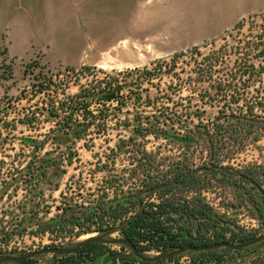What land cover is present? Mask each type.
<instances>
[{
  "label": "rangeland",
  "instance_id": "374dc122",
  "mask_svg": "<svg viewBox=\"0 0 264 264\" xmlns=\"http://www.w3.org/2000/svg\"><path fill=\"white\" fill-rule=\"evenodd\" d=\"M238 22L241 28H235ZM194 46L198 54L190 52ZM219 49L225 58L215 66L214 80L232 78L236 83L226 112L264 120V0H0V77L7 75L3 73L7 66L10 71L9 77L0 79V217L10 218L11 214L18 222L34 211L46 219L52 217L70 176L82 194L96 189L101 192L103 179L133 165L125 155L115 163L97 161L92 155L109 154L119 139L132 134L137 118L147 126L151 116L180 114L188 116L190 128L199 121L213 120L224 103L212 97L216 82L202 81L200 73L205 66L203 58ZM180 52L170 69L171 58ZM144 68L161 71L151 84L138 85L134 70ZM44 75L50 83L39 93L38 83ZM110 75L123 84L117 100L124 105L119 109L116 101L104 105L97 100L100 104L90 107L94 114L109 115L105 135H95L96 128L91 126L79 142L67 136L56 139L63 122L49 113L51 105ZM248 106L254 108L253 115L247 112ZM79 110L74 119H80L83 111ZM32 117L40 120L37 127L26 124ZM147 140L148 151L178 160L192 157V166L207 156V151L194 146L185 154L176 144L152 137ZM249 140L223 165L240 169L264 164V137L253 143ZM84 144L91 145V151ZM69 147L77 151L80 162L69 164L61 157ZM227 151L234 153L231 145ZM44 160L49 162L45 176L31 189L26 175L36 172ZM213 186L208 199L225 212L224 219L232 229L238 226L253 233L252 237L264 233V227L258 226L264 221V203L255 210L250 200L239 204L230 192ZM261 186L264 189V181ZM47 206L48 214L44 213ZM110 235L121 237L117 231ZM84 236L61 243H52L47 236L18 237L0 254L69 245ZM255 246L260 256L251 252L227 264H259L264 258V241ZM124 250L128 249L107 245L104 252ZM192 257L186 251L176 262L166 260L165 264H192ZM51 258V254L33 257L40 264Z\"/></svg>",
  "mask_w": 264,
  "mask_h": 264
},
{
  "label": "trees",
  "instance_id": "16d2710c",
  "mask_svg": "<svg viewBox=\"0 0 264 264\" xmlns=\"http://www.w3.org/2000/svg\"><path fill=\"white\" fill-rule=\"evenodd\" d=\"M241 27V22L236 23L235 28ZM197 49L198 47L194 46L190 52L198 54ZM181 54L180 52L173 55L170 69H173L176 58ZM224 58L225 52L221 49L205 56L203 58L205 66L200 73L202 81L216 82L212 97L224 103L213 120L205 124L199 121L190 128L187 125L190 121L188 116L183 117L180 114L160 113L151 116L150 119L147 118L149 119L147 126H143L141 119L137 118V125L133 128L132 134L127 139H119L115 148L109 149V154L92 155L97 161L104 159L110 163H115L120 155H125L132 163V167L115 176L110 174L109 178L103 179L101 192L96 189V192H88L86 195L81 193L80 186L70 182L73 178L70 176V181L60 192L59 204L55 206L56 213L47 219L35 211L18 222L11 214L10 218L5 215L0 217V253L6 251L4 248H7L11 241L18 237L22 239L24 236L30 238L47 236L52 243H61L86 234L117 231L121 237L131 240L142 253L160 252L187 244L195 246L210 241L239 242L251 238L253 233L246 232L238 226L237 230L232 229L233 226L224 219L225 212H220L219 207L207 196L214 188L213 184H216L222 190L230 192L239 204L250 200L254 209L259 210L260 204L264 203V189L261 186L264 181V164L253 163L240 169H234L229 164L223 165L224 161H231L235 153L243 150L246 140L250 139L249 141L253 143L264 137V120L248 118L241 113L226 112L227 103L234 95L236 83L232 78L216 81L213 74L216 71L215 66L222 64ZM157 71H161V68L134 70L138 85L151 84ZM5 72L7 75L0 79L10 76L9 66L3 73ZM41 79L38 83L39 93L47 90L45 87L50 83V78L45 75ZM122 89L123 84L118 81L117 76L110 75L96 80L92 85L81 86L77 94L57 102V105L52 104L49 113L63 122L61 133L56 139L60 141L63 136H67L72 138V141L74 139V142H79L86 137L87 129L91 126L96 128L95 135H105L109 115L94 114L90 107L92 104H100L97 100H102L104 105L116 101L120 109L124 104L117 100V96ZM225 104L227 106H224ZM77 110L83 111L80 119L73 118ZM253 111L252 106L247 107L250 115H253L251 114ZM26 121V124L33 127L40 123L37 117L28 118ZM148 137L155 141H165V144H176L185 151V154L193 146L200 148L207 151L206 159L201 164L192 166V157L185 156L178 160L169 156H158L146 149ZM89 140L92 141V137ZM43 143L41 142V146ZM230 145L234 150L233 154L224 152ZM91 147L84 144L88 151H91ZM61 157L69 164L73 161L80 162L79 154L70 147ZM167 160L170 163L167 164ZM44 161L36 172L32 170L26 175L31 189L45 176L49 162ZM107 166L108 164L104 165ZM163 167H166V170H163ZM105 170L98 168V171ZM65 171L62 169V172ZM223 205L227 204L222 202ZM49 209L47 206L44 213H50ZM194 233L199 235L196 236ZM105 247L107 245L90 244L75 254L60 256L55 262L51 258L44 264H104V257L107 254L117 253L104 252ZM188 252L193 256L192 264H227L235 261L232 258L242 260L251 252H256L257 256L261 253L255 245L240 250L217 248ZM123 253L124 257L107 264H165L166 260L176 262L179 257L168 256L148 263L133 256L129 250H124ZM23 264L40 263L30 258ZM259 264H264V258Z\"/></svg>",
  "mask_w": 264,
  "mask_h": 264
},
{
  "label": "water",
  "instance_id": "95a60500",
  "mask_svg": "<svg viewBox=\"0 0 264 264\" xmlns=\"http://www.w3.org/2000/svg\"><path fill=\"white\" fill-rule=\"evenodd\" d=\"M112 231L95 234V236L87 237L83 240H78L69 245H61V246H46L37 250L28 251L22 254H0V264H23L26 260L33 258L35 256L43 255V254H51L53 261L60 256L75 254L80 251L82 248L90 245V244H104V245H122L126 247L133 256L138 258L143 262H155L158 259L165 258L168 256H179L180 254L186 251H203V250H213L217 248H229L232 250H240L242 248H246L255 244H258L264 241V233L251 237L249 239L239 241V242H230V241H221V242H213L205 245L193 246L191 244H187L181 246L179 248L174 249H166L156 253L155 255H149L147 253H142L139 249L133 244L131 240L125 237H111ZM125 253L117 252L112 254H107L104 257V264L111 262L114 259H119L124 257Z\"/></svg>",
  "mask_w": 264,
  "mask_h": 264
},
{
  "label": "flooded vegetation",
  "instance_id": "af4514ba",
  "mask_svg": "<svg viewBox=\"0 0 264 264\" xmlns=\"http://www.w3.org/2000/svg\"><path fill=\"white\" fill-rule=\"evenodd\" d=\"M258 222H259V221H258ZM258 226H260V227H264V221L262 222V220H260ZM208 234H209V233H208ZM194 235L198 236L199 234H198V233H194ZM209 243H213V242L210 241V242H207V243L197 244V245H195V246H198V245H205V244H209ZM221 248H224V247H221ZM203 251H206V250H203ZM190 252H193V251H190ZM198 252H200V251H198Z\"/></svg>",
  "mask_w": 264,
  "mask_h": 264
},
{
  "label": "bare ground",
  "instance_id": "6f19581e",
  "mask_svg": "<svg viewBox=\"0 0 264 264\" xmlns=\"http://www.w3.org/2000/svg\"><path fill=\"white\" fill-rule=\"evenodd\" d=\"M90 236H95V235H93V234H86V235L84 236V238H80L79 241H80V240H83V239H85V238H87V237H90Z\"/></svg>",
  "mask_w": 264,
  "mask_h": 264
},
{
  "label": "crops",
  "instance_id": "0c3cea01",
  "mask_svg": "<svg viewBox=\"0 0 264 264\" xmlns=\"http://www.w3.org/2000/svg\"><path fill=\"white\" fill-rule=\"evenodd\" d=\"M26 42V41H25ZM23 43H24V41H23Z\"/></svg>",
  "mask_w": 264,
  "mask_h": 264
}]
</instances>
